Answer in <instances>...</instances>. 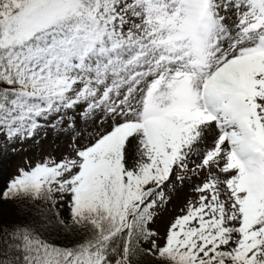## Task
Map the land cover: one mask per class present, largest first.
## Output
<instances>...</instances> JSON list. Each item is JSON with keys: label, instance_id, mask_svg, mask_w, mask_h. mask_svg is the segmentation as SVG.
<instances>
[{"label": "snow or ice", "instance_id": "snow-or-ice-1", "mask_svg": "<svg viewBox=\"0 0 264 264\" xmlns=\"http://www.w3.org/2000/svg\"><path fill=\"white\" fill-rule=\"evenodd\" d=\"M0 264H264V0H0Z\"/></svg>", "mask_w": 264, "mask_h": 264}]
</instances>
